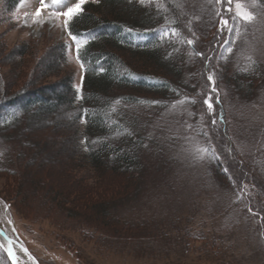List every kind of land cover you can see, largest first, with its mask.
<instances>
[{
	"label": "rangeland",
	"instance_id": "obj_1",
	"mask_svg": "<svg viewBox=\"0 0 264 264\" xmlns=\"http://www.w3.org/2000/svg\"><path fill=\"white\" fill-rule=\"evenodd\" d=\"M171 1L186 13L183 27L204 55L216 49L211 62L220 103L214 104L212 114L203 106L205 68L196 70L202 62L193 59L182 69V80L194 82L190 102L177 99L159 107L115 103L112 110L145 136L140 150L144 168L137 172L138 189L134 186V193L108 207L102 221L93 217L87 202L108 200L124 178L108 170L107 181L99 182L85 166L66 107L0 130V228L37 264H264V6L258 0H239L241 10L253 17L245 22L236 16V0L231 11L214 0ZM76 2L54 5L46 0L48 7L37 17L39 0H21L12 11L0 0V99L18 95L24 101L40 94L54 102L56 93L64 91L66 75L79 89L76 44L64 18L51 15ZM159 2L134 4L142 10ZM234 17L232 32L225 30L217 39L221 18L231 25ZM209 21L213 24L208 26ZM169 34L166 29L157 32ZM224 39L231 41V52L217 47ZM57 56L61 61L49 68ZM254 64L256 71L251 69ZM238 72L252 83L251 95L241 93L243 97L230 83ZM220 115L223 122L213 126V118ZM208 147L219 156L221 170L203 151ZM107 187L108 195L99 196ZM71 205L85 217L58 209ZM0 250V264H9Z\"/></svg>",
	"mask_w": 264,
	"mask_h": 264
},
{
	"label": "trees",
	"instance_id": "obj_2",
	"mask_svg": "<svg viewBox=\"0 0 264 264\" xmlns=\"http://www.w3.org/2000/svg\"><path fill=\"white\" fill-rule=\"evenodd\" d=\"M136 1L86 2L82 11L72 18L67 34L71 31L83 41L79 51L80 59L77 58V50L74 53L75 61L82 72L79 89L71 84V76L66 75L62 84L64 91L56 93L54 102L48 101L40 94H35L32 99L27 98L24 101L26 97L19 98L18 95L0 99V130L13 129L23 118L28 120L31 115L45 116L58 108L66 107L71 114L72 123L76 126L74 136L78 138L77 148L85 166L97 175L99 182L107 181L108 170L112 175L124 178V184L118 187L119 190L112 193L109 192L111 188L107 187L105 192L102 190L98 193L99 196L105 197L109 192L108 200L100 201V204L87 202L89 211L95 213L93 217L97 222L105 218V210L114 202L131 195L134 186L138 189L137 184L140 183L136 182L137 172L144 168L140 156V150L145 143L142 130L137 129L134 122L132 124L128 122L125 116L114 112L112 106L117 102L130 106L153 107L164 106L177 99L190 102L192 100L190 97L194 94V82L182 80V76H185L182 69L183 64H188L191 59L202 62L194 66L196 70L205 68L203 76L205 99L210 88L207 76L214 70L212 62H207L206 58L212 57L216 49L215 51L211 49L204 55L198 42L191 38L183 27L185 12L170 5L171 0H160L159 7L142 10L135 6ZM20 2L21 0H4V5L7 10L12 11ZM258 2L264 6V0ZM211 8L213 10L214 6ZM210 24L213 22L209 21L208 26ZM162 28L170 29L171 34L155 38L154 32ZM201 34L204 37V32ZM189 39L194 41L192 45L187 43ZM197 53H203V56ZM60 55L63 56L62 50ZM61 57L57 56L56 62L49 68L57 66ZM124 58L129 60L128 64ZM256 66L251 65V69L256 71ZM244 76L238 72L237 76L235 74L230 79V83L235 85L240 95L243 93L249 96L254 87L251 82L242 79ZM189 78L191 79V76ZM214 79L217 91L213 93V104H217L214 102L216 95L219 97L220 89L215 74ZM152 101H158L159 104H153ZM203 106L207 107L204 103ZM217 112L219 113V109ZM207 149L212 163L218 169L219 160L213 158L211 154L213 149L209 147ZM260 163L264 178V160ZM237 164L236 157V166ZM16 190L19 193L24 192L19 187H16ZM30 191L34 192V189L31 188ZM240 192L243 196H248L244 188H241ZM58 196L64 205V198ZM63 208L58 207L74 213L76 218L85 217L78 216V209L74 205L69 209ZM0 252L2 253L1 250Z\"/></svg>",
	"mask_w": 264,
	"mask_h": 264
},
{
	"label": "snow or ice",
	"instance_id": "obj_3",
	"mask_svg": "<svg viewBox=\"0 0 264 264\" xmlns=\"http://www.w3.org/2000/svg\"><path fill=\"white\" fill-rule=\"evenodd\" d=\"M52 4H60L61 3V0H51ZM86 2V0H78V2H76L74 4L73 7H67V10L66 11H62V12H54V13H51L52 16H55L57 18L59 17H63L64 18V27H65V30H68L69 29V24L72 20V18L79 14L81 11H82V7L84 5V3ZM144 0H141V3H143ZM216 3L218 4H228L229 7L227 9H225V11H231V4L233 3V0H215ZM39 3H40V8H37L34 15L35 16H40L41 14V11L45 8L48 7V4L46 3V0H39ZM235 7H236V16L239 17L242 21H250L253 19V17L251 16L250 13L246 12V11H243L241 10V4L239 2V0H236V3H235ZM235 26V17L233 18V23L230 25L229 23V20L226 19V18H221L220 20V27L218 29V37L217 39H220L222 38V34L224 33L225 30H227L229 33L232 32V28ZM68 34L69 36L71 37V39L75 42L76 44V50H77V58L80 59L79 57V51L82 47V41L80 39L77 38L76 35H73L71 33V31H68ZM187 43L189 45H192L194 43V41L192 39H189L187 41ZM231 43L230 40L228 39H224V43L223 45H217V47H220V48H226L227 51L231 52V48H227V46ZM197 55H200V56H203V53H197ZM212 59V57H207L206 58V61L207 62H210ZM81 67H83V65L81 64ZM205 67L207 68L208 67V63L205 64ZM102 70V69H101ZM214 74H215V70L212 71V73H210L208 76H207V81L210 85V88H209V92H208V96L207 98L204 99L203 103L207 106L208 110H209V114H212L215 112V108H214V104H213V93L217 91V84H216V81L214 79ZM80 97H78L79 99ZM193 103H195V101H192ZM153 104H159L158 101H152ZM215 103H220V99L219 97L217 96L216 97V100H215ZM218 122L222 123L223 122V116L220 115L219 117V120H217L216 118H213L212 120V125L215 126ZM191 127V126H189ZM202 135H204L205 137H209V133L207 131H204L202 133ZM209 142H210V137H209ZM203 151L207 152L208 149H204ZM213 158L219 160V156L216 154L215 150L213 149L212 152H211ZM224 171L227 173V169L225 168ZM249 211L251 212L252 210L249 209ZM253 215H255V213H253ZM9 244L11 245L12 244V241H9ZM23 251H27L26 249H22ZM7 252H8V256L11 258L12 260V264H17V257L14 255L13 253V248L10 246L8 249H7ZM29 259H31V257H29Z\"/></svg>",
	"mask_w": 264,
	"mask_h": 264
},
{
	"label": "bare ground",
	"instance_id": "obj_4",
	"mask_svg": "<svg viewBox=\"0 0 264 264\" xmlns=\"http://www.w3.org/2000/svg\"><path fill=\"white\" fill-rule=\"evenodd\" d=\"M6 234L9 236V238L11 237L8 233ZM11 239L7 240L3 237H0V245L5 250V252L8 254L7 249L11 246L13 248L14 255L17 257V264H33L27 255H25V253L22 251V249ZM9 241H12L11 245L9 244Z\"/></svg>",
	"mask_w": 264,
	"mask_h": 264
},
{
	"label": "water",
	"instance_id": "obj_5",
	"mask_svg": "<svg viewBox=\"0 0 264 264\" xmlns=\"http://www.w3.org/2000/svg\"><path fill=\"white\" fill-rule=\"evenodd\" d=\"M0 237H3L4 239H7V240H10L11 238H9L1 229H0ZM18 246H20V244H18V243H16ZM20 248L21 249H24L23 247H21L20 246ZM25 252V251H24ZM26 253V255L28 256V257H31L29 254H28V252L26 251L25 252ZM9 260H10V262H11V258L9 257ZM31 261H32V263L33 264H37L36 263V261L31 257V259H30Z\"/></svg>",
	"mask_w": 264,
	"mask_h": 264
}]
</instances>
